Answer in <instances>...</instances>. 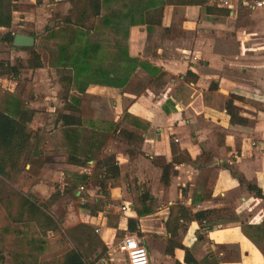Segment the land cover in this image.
<instances>
[{
  "label": "crops",
  "instance_id": "crops-1",
  "mask_svg": "<svg viewBox=\"0 0 264 264\" xmlns=\"http://www.w3.org/2000/svg\"><path fill=\"white\" fill-rule=\"evenodd\" d=\"M9 1L11 24L0 27V60L13 64L17 59L25 62L28 53L18 50L25 48L9 46L5 35L38 36L46 27L57 24L51 17L64 16L69 3ZM61 1L67 6L60 13L56 7ZM36 2L44 4L37 6ZM256 2L263 4L264 0ZM206 6L227 10L228 14L216 17L205 14L199 6H169L154 30L149 32L143 25L129 27L124 42L128 56L138 63L126 85L89 84L80 97L79 116L91 122L90 128L112 131V135L121 131L124 134L120 138L127 145H137V154L126 150L118 155L120 164H114L118 181H106L109 197L103 198L100 187L94 184L97 198L92 206L82 205L95 211L87 216L100 244L94 252V264H127L117 246L126 236L137 237L127 231L128 219L138 222L137 238L150 264H184L183 249L166 250L171 238L166 222L175 205L188 214L187 219L176 223L172 241L187 249L195 264H264V200L256 195L259 190L264 197V4L258 8L255 0H207ZM47 7L50 12L44 15L48 21L42 17ZM109 35L110 42L100 40ZM117 38L122 39L110 33L91 34V40L100 43L108 54L114 51L111 45ZM49 47L53 48V41ZM191 55L197 60L192 61ZM52 70L55 68L47 66L23 69L20 76L30 79L33 73L44 72V81L48 82L54 78L47 73ZM32 81L38 80L33 77ZM26 108L34 111L31 105ZM78 130L82 133L84 128ZM172 145L187 153L191 162L173 164L174 174L164 185L160 183L161 166L172 161ZM48 157L45 154L44 159ZM95 164L94 159L85 166L66 160L57 172L59 182L65 183L74 172L90 186L86 168L93 169ZM108 168L109 163H103L98 178ZM80 188L87 187L74 191L68 186L65 193L79 197ZM142 189L156 205L153 213L138 217L132 199ZM114 210L121 216L108 226L106 215ZM205 211L212 213L200 221L193 218ZM71 249L85 260L79 249Z\"/></svg>",
  "mask_w": 264,
  "mask_h": 264
},
{
  "label": "trees",
  "instance_id": "trees-1",
  "mask_svg": "<svg viewBox=\"0 0 264 264\" xmlns=\"http://www.w3.org/2000/svg\"><path fill=\"white\" fill-rule=\"evenodd\" d=\"M69 9L64 16L56 15L58 21L52 27H46L42 34L35 36V45L25 50L28 58L25 62L17 59L13 64L0 60V77L17 80L23 69L37 70L44 67L64 69L68 75L62 78L64 82V112L58 114L56 121L60 123L61 138L59 145L69 147L70 154L67 162L76 166H85L93 159L90 152H86L83 158L78 156V144L81 137L79 128L90 134L97 133L91 127V122H86L79 116L78 104L81 95L89 84L108 85L122 88L126 85L131 72L138 60L130 58L125 46V39L129 27L143 25L150 32L160 26L164 8L169 6H199L203 12L212 16H226L227 10L206 6L207 0H67ZM11 4L9 0H0V27H10ZM100 33L101 36L110 33L121 37V40H113L114 51L105 53L109 55L103 58V47L100 43L91 40V34ZM6 43L11 46L13 36L4 37ZM53 41V48L49 47ZM107 64H109L108 67ZM73 89V92H71ZM68 98L69 101H68ZM68 101V102H67ZM8 104L7 101H5ZM12 112L0 106V177H6L8 171L19 166L21 159L29 145L35 141L37 152L42 153L40 142L37 140V132L33 133L27 127L31 121L32 112L24 106L23 102L15 99L11 105ZM229 107H227V112ZM230 114V112H229ZM231 115V114H230ZM126 118V116H124ZM231 121L232 116H231ZM86 126V127H85ZM111 130L112 125H109ZM109 132V131H108ZM113 133V132H112ZM172 161L161 166L160 183L167 185L172 172L173 164L190 163L191 159L185 152H180L176 145L171 147ZM119 171L117 165L109 164V168L103 176L98 178L97 184L102 191L103 198L107 199V180L113 184L118 181ZM258 198L263 199L261 192L257 190ZM17 214L15 222H32L40 229H55L56 223L45 212L42 205L30 197L16 193ZM155 199L147 190H139L132 199V209L138 217L149 215L155 211ZM94 214L95 211H90ZM212 212L205 211L193 215L195 220H202ZM188 212L182 206L175 205L169 211L166 222V232L170 234L167 251L174 248L183 249L184 264H195V260L187 249L172 241L176 236L178 220L187 219ZM135 220L128 219L127 231L139 236ZM18 228L12 224L0 225V235L17 234ZM56 264H89L85 262L81 254L71 249L56 261Z\"/></svg>",
  "mask_w": 264,
  "mask_h": 264
},
{
  "label": "rangeland",
  "instance_id": "rangeland-1",
  "mask_svg": "<svg viewBox=\"0 0 264 264\" xmlns=\"http://www.w3.org/2000/svg\"><path fill=\"white\" fill-rule=\"evenodd\" d=\"M38 3L36 2L37 6ZM60 3L56 11L61 13L67 4L62 1ZM262 6H258L255 0V7ZM45 12L49 13L50 8H43L42 11V17L48 21L50 19L45 17ZM51 21L55 23L53 16ZM110 39V35L100 37L105 44L110 42ZM105 53L107 52H102L103 58L109 56ZM47 73L53 74L54 80L45 82L44 72L33 73V77L38 80L35 82L32 81V75L30 79L20 76L16 82L5 77L0 80V106L12 112L11 105L15 99L23 102L24 106L31 105L34 111L27 127L31 132H37V140L43 150V153L38 154L36 140H33L19 166L8 171L6 177H0V225L12 224L20 231L17 234L0 235V264H54L55 260L60 259L61 255L71 248L79 249L87 263L94 264V252L100 248V244L97 242V233L90 226L93 222L87 218L91 212L82 205L92 206L93 200L97 198V187L94 184H97L98 176L101 174L100 166L103 163L119 165L117 157L126 153V150H132L137 154V145L134 144L132 147L127 145L122 137L120 138V135L124 134L121 131H116V135H112V131H100L94 135L82 132L78 156L83 158L88 151L96 163L95 168L90 169L89 166L86 168L91 185L89 186L85 180L78 179L76 176L78 174L74 172L61 184L57 172L58 169H62L61 164L66 162L70 148L59 145L61 133L56 118L62 111L65 93L63 83L59 82L58 78L67 76L68 73L64 69H55ZM91 94L92 92L89 95ZM45 154H49L50 157L44 159ZM42 163H46V166ZM68 186H73L74 191L80 186L87 188L81 189V196L77 197L73 193H65ZM16 193L35 199L42 205L46 214L55 221L56 228L45 230L32 222H15ZM120 216L121 213L115 210L108 212L106 215L108 226L117 223Z\"/></svg>",
  "mask_w": 264,
  "mask_h": 264
},
{
  "label": "built area",
  "instance_id": "built-area-1",
  "mask_svg": "<svg viewBox=\"0 0 264 264\" xmlns=\"http://www.w3.org/2000/svg\"><path fill=\"white\" fill-rule=\"evenodd\" d=\"M245 1V0H242ZM258 6H262V3H257ZM264 4V3H263ZM182 55L184 58L188 57L187 52L183 51ZM192 61H196L197 57L191 55ZM82 188H80L81 190ZM123 208L122 210H124ZM119 253H122L127 260V264H150L147 252L140 240L135 236H126L117 246Z\"/></svg>",
  "mask_w": 264,
  "mask_h": 264
},
{
  "label": "water",
  "instance_id": "water-1",
  "mask_svg": "<svg viewBox=\"0 0 264 264\" xmlns=\"http://www.w3.org/2000/svg\"><path fill=\"white\" fill-rule=\"evenodd\" d=\"M12 45L15 48H32L34 46V39L32 37L17 34L13 38Z\"/></svg>",
  "mask_w": 264,
  "mask_h": 264
}]
</instances>
